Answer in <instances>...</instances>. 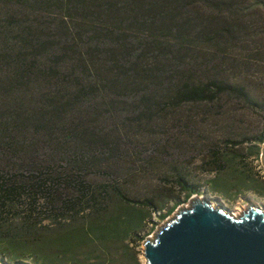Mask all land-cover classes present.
Masks as SVG:
<instances>
[{
    "label": "trees",
    "instance_id": "obj_1",
    "mask_svg": "<svg viewBox=\"0 0 264 264\" xmlns=\"http://www.w3.org/2000/svg\"><path fill=\"white\" fill-rule=\"evenodd\" d=\"M259 8L264 0H0V210H36L23 193L65 176L69 199L58 192L48 203L72 212L53 226H38L39 215L2 222L0 240L29 246L19 236L45 231L35 243L50 229L75 228L83 244V221L104 211L108 190L127 200L105 164L133 124L222 95L264 111V102L225 76L230 55H241L261 32L251 17ZM210 164L215 174L225 172L217 152ZM91 172L111 185L88 184ZM176 181L187 196L201 188L182 176ZM135 203L155 209L150 199ZM81 207L83 215L66 210ZM130 211L126 218L142 220L143 212Z\"/></svg>",
    "mask_w": 264,
    "mask_h": 264
},
{
    "label": "rangeland",
    "instance_id": "obj_2",
    "mask_svg": "<svg viewBox=\"0 0 264 264\" xmlns=\"http://www.w3.org/2000/svg\"><path fill=\"white\" fill-rule=\"evenodd\" d=\"M261 32L247 48L230 55L225 76L232 83L247 87L260 104L264 102V8L252 16ZM264 131V111L249 107L232 96L222 95L210 104H187L170 111L166 117L141 127L135 124L122 131L120 150L105 164L117 180L116 187L125 195L121 199L108 190L106 208L97 217L88 216L81 229L53 230L32 243L38 234L30 232L29 246L12 240H0V262L7 264H145L143 242L176 212L189 205L194 197H204L232 212L248 204L264 208V167L261 161L263 143H257ZM245 143L234 148L226 141ZM220 155L225 172L215 174L212 153ZM177 176L200 186L199 193L186 195ZM85 181L93 186H110L109 179L88 173ZM146 199L150 206L136 204ZM138 210L143 218L133 220L127 214ZM171 210V211H170ZM168 211V215H165ZM135 212V211H133ZM165 215V218H161ZM111 223L109 220H112ZM90 223L97 227L91 228ZM79 227L81 221L70 224ZM127 225L133 228L127 233ZM18 231V230H16ZM39 231V230H38ZM1 238V237H0ZM83 246V247H82Z\"/></svg>",
    "mask_w": 264,
    "mask_h": 264
},
{
    "label": "water",
    "instance_id": "obj_3",
    "mask_svg": "<svg viewBox=\"0 0 264 264\" xmlns=\"http://www.w3.org/2000/svg\"><path fill=\"white\" fill-rule=\"evenodd\" d=\"M261 161L264 167V144ZM192 199L143 242L145 264H264V208L250 203L237 216Z\"/></svg>",
    "mask_w": 264,
    "mask_h": 264
},
{
    "label": "built area",
    "instance_id": "obj_4",
    "mask_svg": "<svg viewBox=\"0 0 264 264\" xmlns=\"http://www.w3.org/2000/svg\"><path fill=\"white\" fill-rule=\"evenodd\" d=\"M66 177L62 176L59 180H48L43 185L34 190H26L23 193V198H25L28 194H31L32 200H35L36 210H0V224L2 222H7L9 224H14L21 222V220L28 216L30 218L35 217L37 215L40 216V221L38 226L40 225H54L55 222H68L72 212H61L60 208L62 207V203H58L56 205H50L48 202L54 199L57 196L58 192L62 193L61 201H65V199H69L70 196H65V192L67 191L66 184L64 180ZM71 187L77 188L74 184H71ZM27 194V195H26ZM66 210H82L79 212V215H83V207L74 208V209H66ZM2 225H0L1 227Z\"/></svg>",
    "mask_w": 264,
    "mask_h": 264
},
{
    "label": "crops",
    "instance_id": "obj_5",
    "mask_svg": "<svg viewBox=\"0 0 264 264\" xmlns=\"http://www.w3.org/2000/svg\"><path fill=\"white\" fill-rule=\"evenodd\" d=\"M53 230L61 232V231H64L65 229L64 228H53V229H50V231H48V232H52Z\"/></svg>",
    "mask_w": 264,
    "mask_h": 264
},
{
    "label": "bare ground",
    "instance_id": "obj_6",
    "mask_svg": "<svg viewBox=\"0 0 264 264\" xmlns=\"http://www.w3.org/2000/svg\"><path fill=\"white\" fill-rule=\"evenodd\" d=\"M213 204H214V203H213ZM240 212H241V211H240ZM234 213H235V212H234ZM239 214H240L239 212H236V213H235V215H237V216H238Z\"/></svg>",
    "mask_w": 264,
    "mask_h": 264
}]
</instances>
